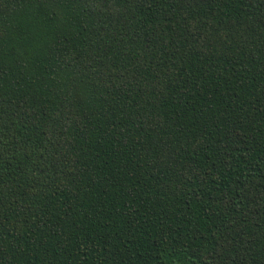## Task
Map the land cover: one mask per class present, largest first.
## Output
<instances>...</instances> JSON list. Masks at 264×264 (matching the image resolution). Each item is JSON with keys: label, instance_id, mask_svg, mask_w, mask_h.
Listing matches in <instances>:
<instances>
[{"label": "trees", "instance_id": "obj_1", "mask_svg": "<svg viewBox=\"0 0 264 264\" xmlns=\"http://www.w3.org/2000/svg\"><path fill=\"white\" fill-rule=\"evenodd\" d=\"M0 264H264V0H0Z\"/></svg>", "mask_w": 264, "mask_h": 264}]
</instances>
